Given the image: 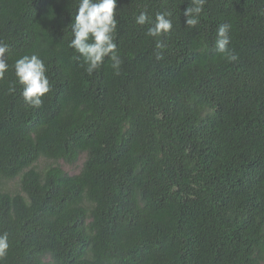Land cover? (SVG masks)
Returning <instances> with one entry per match:
<instances>
[{
  "label": "trees",
  "instance_id": "trees-1",
  "mask_svg": "<svg viewBox=\"0 0 264 264\" xmlns=\"http://www.w3.org/2000/svg\"><path fill=\"white\" fill-rule=\"evenodd\" d=\"M189 6L118 0L117 75L69 47L78 0H0V264L264 263V0H206L195 27ZM141 11L172 29L148 36ZM32 54L39 108L14 72Z\"/></svg>",
  "mask_w": 264,
  "mask_h": 264
},
{
  "label": "clouds",
  "instance_id": "clouds-1",
  "mask_svg": "<svg viewBox=\"0 0 264 264\" xmlns=\"http://www.w3.org/2000/svg\"><path fill=\"white\" fill-rule=\"evenodd\" d=\"M118 0H78L74 20L71 24L72 39L69 47L79 53L89 74L98 69L105 57H110L111 67L119 74L121 60L116 52L117 45L114 42V33L117 28L116 9ZM206 0H191V5L184 8V23L188 27H195L199 23V15L203 11ZM170 12H161L155 15L153 20L146 11H141L135 17L137 25H149L147 35L159 38L172 29ZM229 25L222 24L217 29L215 47L218 52L225 54L229 61H235L237 56L228 49ZM164 43L157 39L156 48L163 49ZM9 51V45L0 40V79L4 78L9 65L6 62L5 53ZM157 54V59H160ZM46 67L38 55H24L14 64L16 81L22 86L21 96L23 101L39 108L42 97L50 91L49 80L46 76ZM15 91V88H10ZM9 244L7 234L0 235V260L6 257Z\"/></svg>",
  "mask_w": 264,
  "mask_h": 264
},
{
  "label": "rangeland",
  "instance_id": "rangeland-1",
  "mask_svg": "<svg viewBox=\"0 0 264 264\" xmlns=\"http://www.w3.org/2000/svg\"><path fill=\"white\" fill-rule=\"evenodd\" d=\"M79 163H81V161ZM41 165H42V163H41ZM78 167H79V165L76 168L78 169ZM76 168L64 167V169L66 170V172L69 173V174H75L76 171H77Z\"/></svg>",
  "mask_w": 264,
  "mask_h": 264
}]
</instances>
